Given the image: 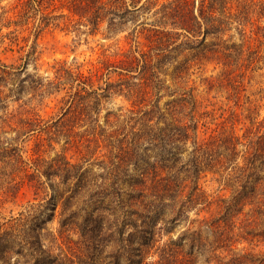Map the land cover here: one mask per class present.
Returning <instances> with one entry per match:
<instances>
[{
	"label": "trees",
	"instance_id": "1",
	"mask_svg": "<svg viewBox=\"0 0 264 264\" xmlns=\"http://www.w3.org/2000/svg\"><path fill=\"white\" fill-rule=\"evenodd\" d=\"M2 2L0 45L12 51L29 47L27 60L37 54L39 36L62 24L94 36L107 23L106 39L130 41L135 49L114 63L103 62L99 79L106 77L105 88L62 65L55 80L24 78L13 100L18 108L0 107V131L15 121L22 137L44 132L57 139L84 128L88 136L81 144L94 145L101 158L97 171L61 155L29 162L21 148L0 141V208L19 196L18 183L4 182L6 169L12 179L24 173L34 194L43 195L17 214L0 212V264H264V254L245 249L218 254L228 242L255 246L264 241V135L221 133L200 139L197 116L207 112H198L193 89L171 92L178 98L167 102L165 111L158 102L147 111L133 107L108 113L100 123L101 101L111 93L162 87L158 65L169 58L167 52L206 50L209 43L222 45L227 55L235 53L238 46L226 45L223 38L251 9L264 15L262 1L237 0V13L230 0H20L9 11ZM4 28L11 31L3 35ZM29 30L36 37L32 44L21 37ZM23 67L0 59V99L14 71ZM188 69L177 67V78L185 79ZM115 74L120 76L116 84L111 81ZM24 95L30 97L24 100ZM58 96L56 118L46 120L37 105L31 106ZM208 175L223 194L201 186ZM202 214H210V221ZM57 217L59 235L77 237L72 255H56L43 244L41 232ZM199 220L212 229V240L196 229Z\"/></svg>",
	"mask_w": 264,
	"mask_h": 264
},
{
	"label": "rangeland",
	"instance_id": "2",
	"mask_svg": "<svg viewBox=\"0 0 264 264\" xmlns=\"http://www.w3.org/2000/svg\"><path fill=\"white\" fill-rule=\"evenodd\" d=\"M19 1L3 0L1 6L9 11L17 6ZM257 1H262L264 5V0ZM238 5L237 0H230V6L233 7L234 13L238 12ZM252 10L249 16L245 20L243 19L241 26L234 23L231 31L223 38V41H227L226 45L235 44L238 46L235 53L227 55L222 45L213 46L209 43L206 44V50L203 47L195 50H187L183 47L167 52L166 55H169V58L158 65L161 74L160 80L163 83L162 87L155 92L151 86L145 87V90L143 88V91L131 95L111 93L101 101L100 123L104 124L108 113L126 112L133 107L136 109L142 107L147 111L151 110L152 105L158 102L162 111H165L166 103L178 98V95L172 97L171 92L179 89H193L198 104V112L200 114L207 112L202 118L199 117V114L197 116L200 139L221 133L235 134L239 137L250 132H259V134L264 135V15ZM148 16V22H152V16ZM62 27H64L63 24L60 27L51 26L39 36L37 54L30 60L25 58L29 47H26L25 50L14 48L12 51L7 49L6 45H0V59L3 62L15 67L24 66L22 70L14 71L15 75L11 76L6 87L2 89L0 107L7 106L9 111L18 108V104L13 100L24 78L30 75L45 80H55L62 65L75 73L79 70L90 75L95 86L99 85L105 88L106 77L103 76V80L99 79L103 62L114 63L119 58L129 56L130 52L135 49V44L130 41L121 40L119 42L117 38L106 39L104 35L106 34L107 23H104L98 34L94 36L84 33L85 28L77 33L74 32L73 28L64 29ZM10 31L4 28L1 34H7ZM1 37L0 35V39ZM21 37H29L30 44L36 38L33 30L24 32ZM229 37L232 39L228 40ZM214 43L220 44L218 40H215ZM141 49L149 51L150 48L142 45ZM152 55L153 63H155L156 59L153 52ZM179 66L189 68L185 71L187 76L183 80L177 78L178 71L176 68ZM90 70L92 71L89 72ZM111 79L114 84L120 82L118 74L112 75ZM132 81L139 82L137 79ZM66 88L67 91L68 87ZM65 93L64 91L62 96ZM26 96L24 95L22 98L27 100L30 97ZM62 96L51 99L45 98L42 102L36 101L31 106L37 105L36 109L39 113L46 120H50L59 112L61 106L59 101ZM134 102L138 105H134ZM12 123V127L6 126L3 131H0V141L21 148L25 160L32 162L33 159L41 157L51 161L61 155L67 157L72 163L81 165L85 170H99L98 164L101 158H98L99 151H96L97 148L95 149L92 145L90 146L91 149H87L84 147L85 144H81L86 142V136H88L83 132L84 128L78 130L80 131L79 135L71 134L70 137L69 135L67 137L59 135L57 139H55V135H47L44 132H36L22 137L19 129H14L17 123L15 121ZM6 173L8 176L4 177V182L13 180L18 183L19 196L15 201L0 208V212L6 216H10L11 212L17 214L24 207L33 203L35 198L37 201L43 198L42 193L35 195L33 189L26 184L24 173H17L13 179L9 177L7 169ZM200 183L208 193H224L219 192L220 185L214 180L213 175L203 178ZM203 216L208 218V222L210 221V214H202L201 217ZM191 219H197V216L191 214ZM58 220V217L55 218L41 232L43 244L47 250L56 255L62 251L72 255L78 250L76 244L72 242L77 237L73 235L68 238L67 235L60 236ZM200 220L195 224L196 229L199 230L203 239L212 240V229L206 225L207 223H201ZM167 239L165 237L164 241ZM232 243H225V247L218 254L227 257L234 253H242L243 249H245L244 251L264 254V241L256 243L255 246L248 243Z\"/></svg>",
	"mask_w": 264,
	"mask_h": 264
}]
</instances>
